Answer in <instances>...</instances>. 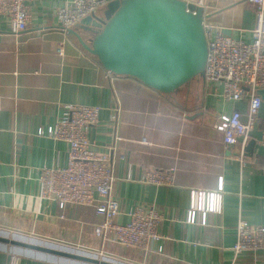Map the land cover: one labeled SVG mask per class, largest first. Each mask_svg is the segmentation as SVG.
Here are the masks:
<instances>
[{"label":"crops","instance_id":"0c3cea01","mask_svg":"<svg viewBox=\"0 0 264 264\" xmlns=\"http://www.w3.org/2000/svg\"><path fill=\"white\" fill-rule=\"evenodd\" d=\"M69 2L30 0L28 27L19 34L0 17V231L29 233L126 264H264V251L243 252L234 260L232 249L239 220L264 225V103L246 142L250 161L241 167L212 124L217 115L245 112L244 100L226 102L219 86L201 81L197 101L190 104L185 98L180 105L175 96L110 74L58 28L55 12ZM206 6L210 22L235 39L250 41L253 5L206 0ZM102 9L96 16L103 18ZM59 43L62 55L56 52ZM68 104L100 108L89 139L113 165L117 222L125 223L127 213L141 206H154L161 215L162 238L147 253L94 237L92 208H68L66 219L59 220L56 204L39 198V170L66 165V144L45 132ZM149 169H174L173 185L142 183ZM220 185L221 212L186 223L191 191L217 193ZM43 255H16L0 246V264H56L54 256Z\"/></svg>","mask_w":264,"mask_h":264},{"label":"built area","instance_id":"2783aa9c","mask_svg":"<svg viewBox=\"0 0 264 264\" xmlns=\"http://www.w3.org/2000/svg\"><path fill=\"white\" fill-rule=\"evenodd\" d=\"M29 1L0 0V17L7 20L13 34H19L28 27L30 10L26 3ZM108 1L70 0L55 12L58 28L68 34L82 18L97 15ZM181 1L204 9L202 26L207 45L205 82L219 86L224 101L236 103L244 100L247 103L245 112L234 109L230 115H217L212 124V128L222 135V141L232 157L243 167L250 161L245 145L263 104L257 90L264 89V0H246L255 7L250 41L226 35L222 28L210 22L205 14L206 0ZM56 52L63 54L61 43L56 46ZM99 113L98 106L68 104L55 124L46 130L47 138L66 144L67 161L63 167H42L39 170V198L56 204L59 220L66 219L68 208H92L96 217L91 224L94 237L102 242L110 241L126 249L147 253L151 243L162 238L158 232L161 215L154 206H141L127 213L125 223L117 222L120 206L112 194L116 180L113 165L107 153L93 149L89 139L91 129L99 122ZM111 118L115 119V113ZM262 172L264 174V168ZM174 173V169H149L144 172L141 182L155 187L172 186ZM221 210V185L217 193L193 190L186 223L195 224L206 214H219ZM232 249L234 260L243 252L256 254L264 251V225L239 220Z\"/></svg>","mask_w":264,"mask_h":264},{"label":"water","instance_id":"95a60500","mask_svg":"<svg viewBox=\"0 0 264 264\" xmlns=\"http://www.w3.org/2000/svg\"><path fill=\"white\" fill-rule=\"evenodd\" d=\"M192 7L173 0H113L103 10V18L86 16L68 35L110 74L136 79L173 97L191 80L205 81L204 9ZM257 95L264 103V89L257 90ZM18 238L0 236V243L78 262L110 264L70 249Z\"/></svg>","mask_w":264,"mask_h":264},{"label":"rangeland","instance_id":"374dc122","mask_svg":"<svg viewBox=\"0 0 264 264\" xmlns=\"http://www.w3.org/2000/svg\"><path fill=\"white\" fill-rule=\"evenodd\" d=\"M113 0H109L108 1V4L110 2H112ZM174 2H180L181 0H173ZM191 6H193L194 8H199V7H196L194 6L193 4H191ZM254 6V5H253ZM192 7V8H193ZM106 8V7H105ZM255 8V7H254ZM103 10V9H102ZM200 86H201V79L200 78H196V79H193L190 81V83L188 84V87H183L180 92L175 95L178 103L180 105L184 104V102L186 103V100L185 98H189V103L191 104L193 101H197V98H198V95L200 94ZM189 92V94L187 95L186 92ZM197 97V98H195ZM58 209V208H57ZM0 236H6L7 238L11 239V238H14V237H19L18 239L21 240L22 237H26V239L28 241H33L35 243H42V244H52V245H55L57 246L58 248H66L67 249H70V250H73L74 252H78V253H85L84 255H86L88 252L86 250H82L80 248H76L74 246H71V245H68V244H64V243H54V242H51L49 240H45L43 238H39V237H36L35 235H32V234H29V233H19V232H15V231H11V230H1L0 231ZM3 245L4 247H8L9 250L13 253V254H16V255H26V254H32V256H42L44 253H41V252H37V251H33V250H26L25 248H21V247H15V246H11V245H4V244H1L0 243V246ZM124 248V247H123ZM125 250H128V251H134V250H130V249H126L124 248ZM90 256V258H95L99 261H105L107 263H110V264H126L124 262H120L118 260H116L115 258L113 257H108V256H95L94 254L92 253H88ZM87 254V255H88ZM46 257V259L48 260H53V258L55 257L56 259V264H82V262H77L74 260L71 261L69 259H66V258H61V257H58V256H52V255H43ZM58 257V258H57ZM41 258H44V257H41Z\"/></svg>","mask_w":264,"mask_h":264},{"label":"bare ground","instance_id":"6f19581e","mask_svg":"<svg viewBox=\"0 0 264 264\" xmlns=\"http://www.w3.org/2000/svg\"><path fill=\"white\" fill-rule=\"evenodd\" d=\"M79 254H81V253H79ZM82 255H84V254H82ZM86 256V255H85Z\"/></svg>","mask_w":264,"mask_h":264},{"label":"flooded vegetation","instance_id":"af4514ba","mask_svg":"<svg viewBox=\"0 0 264 264\" xmlns=\"http://www.w3.org/2000/svg\"><path fill=\"white\" fill-rule=\"evenodd\" d=\"M187 93V92H186Z\"/></svg>","mask_w":264,"mask_h":264}]
</instances>
